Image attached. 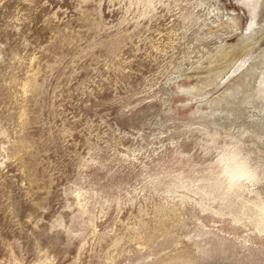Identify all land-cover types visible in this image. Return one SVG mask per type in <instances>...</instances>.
I'll return each mask as SVG.
<instances>
[{
	"label": "rangeland",
	"instance_id": "obj_1",
	"mask_svg": "<svg viewBox=\"0 0 264 264\" xmlns=\"http://www.w3.org/2000/svg\"><path fill=\"white\" fill-rule=\"evenodd\" d=\"M0 264H264V0H0Z\"/></svg>",
	"mask_w": 264,
	"mask_h": 264
}]
</instances>
